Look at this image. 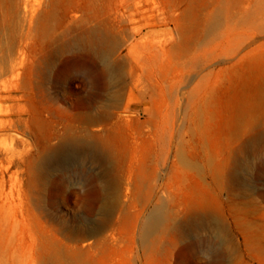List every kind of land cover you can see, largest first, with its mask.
I'll return each mask as SVG.
<instances>
[{
  "label": "rangeland",
  "instance_id": "1",
  "mask_svg": "<svg viewBox=\"0 0 264 264\" xmlns=\"http://www.w3.org/2000/svg\"><path fill=\"white\" fill-rule=\"evenodd\" d=\"M0 110V264H264V0H0Z\"/></svg>",
  "mask_w": 264,
  "mask_h": 264
},
{
  "label": "bare ground",
  "instance_id": "2",
  "mask_svg": "<svg viewBox=\"0 0 264 264\" xmlns=\"http://www.w3.org/2000/svg\"><path fill=\"white\" fill-rule=\"evenodd\" d=\"M106 69H110L109 64H106ZM129 74L131 73L129 72ZM93 110L81 111L76 113L75 120L78 123L77 127H65L63 131H55L54 133L48 136V138L43 142V145L40 144L39 139L36 136L35 145H29L28 147L30 149L28 148L26 152H23L24 155L29 152H32L31 173L35 174V178L37 177V172L41 170V168L44 167V165L47 164L53 156H58L62 153L64 154L70 150L77 152L84 151L92 155H96V153H98L99 155L103 154L102 158L105 161L110 157H107V155L109 154L107 142L102 140L101 135L95 133L93 130L101 127L102 120L108 117L109 113L107 111ZM0 127L3 128V126ZM56 141L57 143H54ZM59 157L57 159H59ZM10 163L11 165L14 163L16 165H20L22 164V161L19 160L18 162L14 161ZM107 225L108 224L106 220L98 224L91 225L90 227H88V230H86V233L91 235L100 234L104 232V230L107 228ZM43 264L51 263L46 261Z\"/></svg>",
  "mask_w": 264,
  "mask_h": 264
}]
</instances>
